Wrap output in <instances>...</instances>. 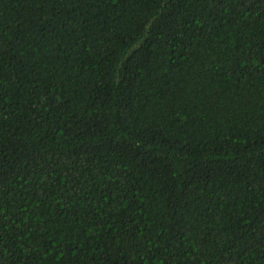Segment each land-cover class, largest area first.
<instances>
[{"label":"trees","instance_id":"16d2710c","mask_svg":"<svg viewBox=\"0 0 264 264\" xmlns=\"http://www.w3.org/2000/svg\"><path fill=\"white\" fill-rule=\"evenodd\" d=\"M0 264H264V0H0Z\"/></svg>","mask_w":264,"mask_h":264}]
</instances>
